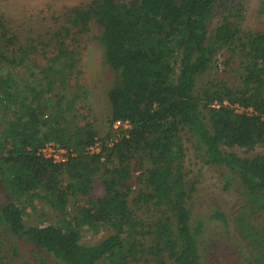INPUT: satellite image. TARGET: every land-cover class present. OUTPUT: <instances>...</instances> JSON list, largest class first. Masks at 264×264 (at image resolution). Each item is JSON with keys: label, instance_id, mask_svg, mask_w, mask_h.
<instances>
[{"label": "trees", "instance_id": "16d2710c", "mask_svg": "<svg viewBox=\"0 0 264 264\" xmlns=\"http://www.w3.org/2000/svg\"><path fill=\"white\" fill-rule=\"evenodd\" d=\"M226 12V0H91L67 10L62 26L38 44L42 49L32 39L21 45L0 23V226L60 264H204L203 223L191 224L195 184L184 167V137L205 165L233 173L251 202L264 208V155L228 151L264 144V33H241ZM92 28L115 73L106 95L108 124L129 125L112 131L110 144L108 132L96 155L86 152L98 138L95 129L86 124L69 132L59 107L79 63L77 37ZM220 52L226 65L237 58L235 83H204ZM28 63L31 76L34 70L59 76L61 87L49 75L46 89L30 86L29 96L17 90L13 69ZM47 94L57 103L46 105ZM67 104L75 106L73 99ZM53 141L72 151L65 163L38 155ZM105 162L113 166L101 173ZM131 163L138 170L134 182ZM96 179L103 194L93 198ZM42 193L65 213L61 225H25L16 200ZM80 197L84 203L68 218V201ZM212 219L227 227L222 213ZM234 225L255 258L250 264H264V238L243 218ZM83 226L108 234L87 245Z\"/></svg>", "mask_w": 264, "mask_h": 264}, {"label": "rangeland", "instance_id": "374dc122", "mask_svg": "<svg viewBox=\"0 0 264 264\" xmlns=\"http://www.w3.org/2000/svg\"><path fill=\"white\" fill-rule=\"evenodd\" d=\"M91 0H0V23H3L12 32L19 36L21 45L27 39H32L38 46L40 42L46 43L56 28L61 27L65 19L64 13L74 7H81ZM228 12L225 15L229 22H236L241 33H264V0H226ZM218 18L215 17L211 27H215ZM95 30V32H93ZM92 33L79 35L80 53L79 63L76 69L71 72L68 88H65L66 98L59 103L62 107L61 120L63 126H67L69 132H73L79 126L89 124L95 129L98 136L96 143L100 149V143L105 136L106 143L114 141L112 131L128 129L127 126L108 124V114L110 112L107 91L113 86L115 73L108 67L102 56V49L99 47L95 36L98 34L96 28H92ZM218 53L214 58L210 69L203 77L206 83L213 79L222 80L229 84L235 83V73L232 71L237 66V58L226 65L224 57ZM78 56V53H77ZM44 64V63H43ZM31 64H22L14 68V76L17 77V90H24V94L30 95L28 88L35 87L43 90L48 87L49 78L55 85L61 87V78L52 74H46L48 78L40 75L34 70L35 76H31ZM35 69V68H34ZM80 71L78 73L77 71ZM38 74V75H37ZM50 75V77H49ZM53 85V84H51ZM27 87V88H26ZM26 88V89H24ZM57 88V87H56ZM61 88H57L55 91ZM54 91V92H55ZM84 92L86 95H84ZM55 94H47L43 98L46 105H54ZM61 97V92L58 98ZM74 100L75 106L68 108V102ZM42 102V103H43ZM43 103V104H44ZM57 103V102H56ZM44 104V105H45ZM49 119L51 115H49ZM53 124V123H51ZM117 128V129H116ZM185 147L184 167L189 173L190 183L195 184V191L190 200L189 207L192 213L191 224L194 226L199 222L203 223L205 231L202 239V253L204 264H250L254 256L251 249L238 237L235 228L236 218L243 220L249 227L264 238V208L261 202L252 203L246 196L244 190L238 185V181L233 173L216 166H208L202 162L200 157L195 155L190 142L186 138L182 139ZM54 142V141H53ZM228 151L235 152L240 156H252L254 154L264 155V144L257 145L250 149L234 147ZM98 152H93L97 154ZM101 161H104L102 156ZM99 167L103 173L110 168L111 163H104ZM131 181L134 182L138 175L135 164L131 163ZM227 172L228 178L232 179L227 187L228 179L223 177ZM93 198L103 194V187L100 179H96L91 190ZM43 197L21 196L16 200L17 206L21 208L26 226H37L45 224L61 225L66 216L56 210L51 203V195L41 194ZM84 203V198L79 201L69 200L66 205L68 218L75 217L74 210ZM261 206V207H260ZM222 213L227 220V227L218 220L212 219L216 212ZM65 217V218H64ZM77 222V221H75ZM81 241L90 245L104 238L108 231L100 229L98 232L90 231L86 226L80 229ZM204 252V251H203ZM0 264H60L50 255L43 251L36 250L23 238L13 236L4 226H0Z\"/></svg>", "mask_w": 264, "mask_h": 264}, {"label": "built area", "instance_id": "2783aa9c", "mask_svg": "<svg viewBox=\"0 0 264 264\" xmlns=\"http://www.w3.org/2000/svg\"><path fill=\"white\" fill-rule=\"evenodd\" d=\"M116 127L119 126H127L126 122L116 121L114 123ZM99 152V147L97 145L91 146L87 149V154L91 155L93 152ZM38 155L42 158L49 160L52 164H62L65 163L69 156H73L72 151L66 150L63 147H60L58 144L54 142L45 143L39 150Z\"/></svg>", "mask_w": 264, "mask_h": 264}]
</instances>
